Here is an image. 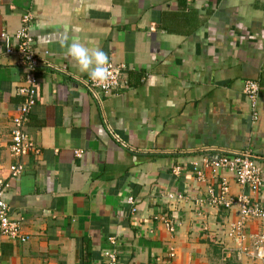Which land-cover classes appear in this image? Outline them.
Here are the masks:
<instances>
[{"label":"crops","instance_id":"0c3cea01","mask_svg":"<svg viewBox=\"0 0 264 264\" xmlns=\"http://www.w3.org/2000/svg\"><path fill=\"white\" fill-rule=\"evenodd\" d=\"M27 14L44 60L26 126L39 152L6 194L29 240L0 234V264H107L113 251L119 264H264L251 239L229 237L237 208L211 202L223 176L233 195L264 206V193L215 165L204 181L192 169L250 151L264 173V0H0V34ZM73 40L124 66L127 85L92 92ZM26 77L18 56L0 60V168L15 162ZM248 80L261 85L257 121ZM247 233L264 234V219Z\"/></svg>","mask_w":264,"mask_h":264},{"label":"built area","instance_id":"2783aa9c","mask_svg":"<svg viewBox=\"0 0 264 264\" xmlns=\"http://www.w3.org/2000/svg\"><path fill=\"white\" fill-rule=\"evenodd\" d=\"M32 15L27 14L22 19L21 28L14 34L6 31L0 34V60L5 56L16 55L20 58V65L27 70L26 84L18 88V95L23 98L22 104L17 108L16 115L12 120L10 155L15 162L2 165L0 168V234L19 242L29 240L22 230V220H14L11 217V209L6 199V194L11 180L19 177L24 171L23 158L31 153H38L39 148L27 133L26 126L37 96V71L44 63L35 52V40L31 34ZM110 81L101 86L91 78L85 82L92 92H102L106 95L113 94L127 85L125 67L110 62ZM261 85L257 80H248L244 86V95L251 105L253 120L259 118V99ZM215 165L216 171H225L232 175L239 186L248 189L253 194L264 193V173L259 163V157L250 151L236 154H221L217 163H210L204 159L202 163L193 166V172L201 181L205 180V169ZM178 169V168H177ZM181 198V196H179ZM130 203H134L129 199ZM213 205L227 209L237 208V220L230 225L229 237L240 243L252 241L258 257L264 260V234L248 235L247 228L251 221L264 219V206L252 200L246 194L233 195L230 181L227 176L221 177L220 193L213 195ZM135 212V209H134ZM162 220L167 228L173 232L175 226L171 220L157 217ZM115 244V239H110ZM243 250H247L244 248ZM107 264H119L115 251L108 253Z\"/></svg>","mask_w":264,"mask_h":264},{"label":"clouds","instance_id":"9594fccd","mask_svg":"<svg viewBox=\"0 0 264 264\" xmlns=\"http://www.w3.org/2000/svg\"><path fill=\"white\" fill-rule=\"evenodd\" d=\"M67 54L78 64L81 72L99 85H106L111 78L110 61L107 53L99 47L90 48L78 40L67 45Z\"/></svg>","mask_w":264,"mask_h":264}]
</instances>
